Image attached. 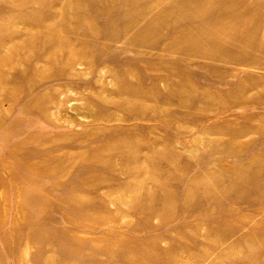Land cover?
I'll list each match as a JSON object with an SVG mask.
<instances>
[{"label":"rangeland","instance_id":"1","mask_svg":"<svg viewBox=\"0 0 264 264\" xmlns=\"http://www.w3.org/2000/svg\"><path fill=\"white\" fill-rule=\"evenodd\" d=\"M0 264H264V0H0Z\"/></svg>","mask_w":264,"mask_h":264}]
</instances>
